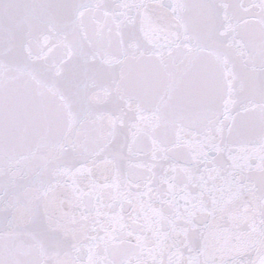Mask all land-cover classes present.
Wrapping results in <instances>:
<instances>
[{
  "label": "snow or ice",
  "instance_id": "6c2138e0",
  "mask_svg": "<svg viewBox=\"0 0 264 264\" xmlns=\"http://www.w3.org/2000/svg\"><path fill=\"white\" fill-rule=\"evenodd\" d=\"M0 264H264V0H0Z\"/></svg>",
  "mask_w": 264,
  "mask_h": 264
}]
</instances>
